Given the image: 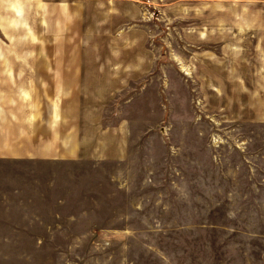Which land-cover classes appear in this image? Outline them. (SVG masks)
<instances>
[{
  "label": "rangeland",
  "instance_id": "374dc122",
  "mask_svg": "<svg viewBox=\"0 0 264 264\" xmlns=\"http://www.w3.org/2000/svg\"><path fill=\"white\" fill-rule=\"evenodd\" d=\"M49 1L142 71L106 96L129 155L58 163L71 219L0 209V264H264V0Z\"/></svg>",
  "mask_w": 264,
  "mask_h": 264
},
{
  "label": "crops",
  "instance_id": "0c3cea01",
  "mask_svg": "<svg viewBox=\"0 0 264 264\" xmlns=\"http://www.w3.org/2000/svg\"><path fill=\"white\" fill-rule=\"evenodd\" d=\"M73 8L0 0V209L20 220L73 217L58 199L59 162H119L129 155V123L108 119L106 96L142 71L123 68L117 52H98L91 63L89 42L73 39L74 28L88 20L77 19ZM59 26L68 31L57 32ZM45 28L51 48L28 51L42 44Z\"/></svg>",
  "mask_w": 264,
  "mask_h": 264
},
{
  "label": "bare ground",
  "instance_id": "6f19581e",
  "mask_svg": "<svg viewBox=\"0 0 264 264\" xmlns=\"http://www.w3.org/2000/svg\"><path fill=\"white\" fill-rule=\"evenodd\" d=\"M181 69H182L183 71H186V72H187V74H189V73H190V72L188 71V69H187V68H185L183 65H182Z\"/></svg>",
  "mask_w": 264,
  "mask_h": 264
}]
</instances>
